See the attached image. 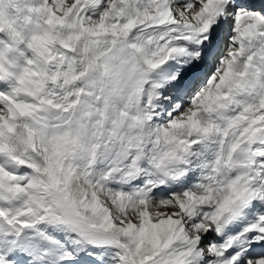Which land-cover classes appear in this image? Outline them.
I'll list each match as a JSON object with an SVG mask.
<instances>
[{
	"label": "snow or ice",
	"instance_id": "6c2138e0",
	"mask_svg": "<svg viewBox=\"0 0 264 264\" xmlns=\"http://www.w3.org/2000/svg\"><path fill=\"white\" fill-rule=\"evenodd\" d=\"M0 264H264V0H0Z\"/></svg>",
	"mask_w": 264,
	"mask_h": 264
},
{
	"label": "bare ground",
	"instance_id": "6f19581e",
	"mask_svg": "<svg viewBox=\"0 0 264 264\" xmlns=\"http://www.w3.org/2000/svg\"><path fill=\"white\" fill-rule=\"evenodd\" d=\"M72 2V0H66V3H71Z\"/></svg>",
	"mask_w": 264,
	"mask_h": 264
}]
</instances>
